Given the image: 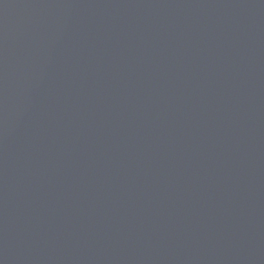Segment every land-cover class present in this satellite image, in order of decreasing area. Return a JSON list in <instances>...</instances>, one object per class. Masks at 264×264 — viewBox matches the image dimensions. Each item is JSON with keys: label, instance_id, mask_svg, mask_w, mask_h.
Wrapping results in <instances>:
<instances>
[{"label": "water", "instance_id": "obj_1", "mask_svg": "<svg viewBox=\"0 0 264 264\" xmlns=\"http://www.w3.org/2000/svg\"><path fill=\"white\" fill-rule=\"evenodd\" d=\"M0 264H264V0H0Z\"/></svg>", "mask_w": 264, "mask_h": 264}]
</instances>
